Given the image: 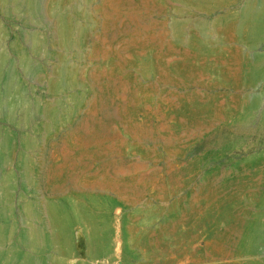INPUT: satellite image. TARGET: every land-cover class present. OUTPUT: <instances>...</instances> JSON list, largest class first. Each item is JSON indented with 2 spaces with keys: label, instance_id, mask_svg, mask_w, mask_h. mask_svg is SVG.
<instances>
[{
  "label": "rangeland",
  "instance_id": "1",
  "mask_svg": "<svg viewBox=\"0 0 264 264\" xmlns=\"http://www.w3.org/2000/svg\"><path fill=\"white\" fill-rule=\"evenodd\" d=\"M261 1L0 0V264H264Z\"/></svg>",
  "mask_w": 264,
  "mask_h": 264
},
{
  "label": "bare ground",
  "instance_id": "2",
  "mask_svg": "<svg viewBox=\"0 0 264 264\" xmlns=\"http://www.w3.org/2000/svg\"><path fill=\"white\" fill-rule=\"evenodd\" d=\"M54 13L56 14L55 16H57L58 26H60L59 29L61 28L59 34H61L63 40L66 41L68 35L66 32L67 30L65 29L66 26L63 27V25H62L63 19H62L59 4L54 7ZM244 19L248 23L249 28L252 31V33H254V34L261 33V31L264 30V0L261 1L260 6L257 9H255V10L246 9L244 12ZM64 25H66V24H64ZM259 47H258V49H259ZM259 51H260V49H259ZM16 105H21V107L24 111H27V109L29 108L28 107L29 105H28L26 99H24L22 96H18L17 101H15L12 104L13 107H15ZM258 124H257V126H258ZM261 129H263V128H261ZM243 130H245V129H243ZM241 132H243V131H241ZM263 133H261V134H263ZM236 136H238V135H236ZM244 136H246V135H244ZM248 136H250V134ZM230 137L228 139H231ZM257 138L258 137H256L255 139H257ZM9 197H10V191L8 189L7 184H4L2 186L1 191H0V204L2 202L3 203L6 202ZM79 208L82 211V218L83 217L87 218L88 215L86 214V211L84 210V208L81 204H79ZM26 212H27L28 216L31 218L32 222L28 224V228H27L26 235H25V242H27V244L31 248H37V247L47 245L49 242L47 236L43 233V231L39 227V225L36 224V221H41L40 216L32 209V207L28 208L26 210ZM8 213H9L8 207H4V208L1 207L0 208V217H4V216L8 215ZM46 215H47L48 220L57 227L58 231L56 234H54V236H53L54 239L58 240V241H60V240L62 241L65 237V234L62 232V223H65V221H66V214L64 211V207L61 204L49 202L46 204ZM253 226L255 229L264 230V217H262V218L260 216L256 217V220L253 222ZM6 232H7L6 226L3 225L2 223H0V245H2V243H4L6 240V237H7ZM89 243L94 244L93 236H90ZM1 253H2V251L0 248V256H1ZM19 260H20V261H18L19 263L15 262L14 258L12 257V258L6 259L5 264H34V261H33L32 256L30 254H24V255L20 256ZM50 264H60V263L52 261Z\"/></svg>",
  "mask_w": 264,
  "mask_h": 264
}]
</instances>
